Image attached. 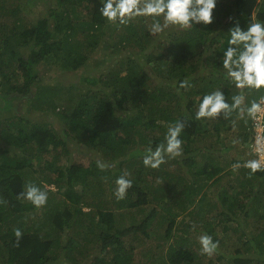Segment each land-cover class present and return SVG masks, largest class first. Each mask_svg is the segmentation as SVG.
Instances as JSON below:
<instances>
[{
  "label": "trees",
  "instance_id": "1",
  "mask_svg": "<svg viewBox=\"0 0 264 264\" xmlns=\"http://www.w3.org/2000/svg\"><path fill=\"white\" fill-rule=\"evenodd\" d=\"M8 1L0 0V264H264V171L233 170L257 158L256 122L194 119L198 94L236 93L218 76L221 40L235 21L264 20V0H219L212 24L173 30L172 43L156 42L147 21L107 25L100 0ZM38 1L47 12L25 18ZM96 48L115 65L98 78L85 69L87 90L60 79L57 89L35 71L51 62L77 72ZM184 79L193 88L178 91ZM178 119L187 121L182 156L145 168V149ZM125 173L133 188L117 200ZM29 182L54 186L45 206L18 199ZM204 233L219 241L211 256L201 251Z\"/></svg>",
  "mask_w": 264,
  "mask_h": 264
},
{
  "label": "clouds",
  "instance_id": "2",
  "mask_svg": "<svg viewBox=\"0 0 264 264\" xmlns=\"http://www.w3.org/2000/svg\"><path fill=\"white\" fill-rule=\"evenodd\" d=\"M219 0H100L98 8L101 19L107 25L126 27L138 21H151L150 35H164L171 30L197 29L200 25H210L214 22V10ZM221 40L222 56L219 57L218 76L227 85L237 90L232 96L226 95L224 87L198 94L194 119L197 121L217 119L220 116L229 118L233 113L240 119L256 122L258 133L264 131V20L254 13L245 27L239 21L225 33ZM226 41V42H225ZM216 53L214 54V58ZM207 75V73H205ZM193 88L189 79L177 82V90L188 91ZM256 92V99L249 100V94ZM187 121L178 119L170 123L163 140L156 145H149L143 155L142 164L145 168L159 169L167 160L181 157L184 140L182 134ZM255 159H248L243 164L233 165L236 171L241 167L249 170V176L264 171V136L257 135L255 139ZM97 166L104 170L110 165L99 163ZM114 167L115 165H111ZM114 196L124 200L133 180L125 173L115 179ZM35 182H29L18 195V199L26 200L35 208H41L48 202V191ZM19 239L22 233L15 230ZM202 254L211 256L216 253L219 241L207 233L199 236Z\"/></svg>",
  "mask_w": 264,
  "mask_h": 264
},
{
  "label": "rangeland",
  "instance_id": "3",
  "mask_svg": "<svg viewBox=\"0 0 264 264\" xmlns=\"http://www.w3.org/2000/svg\"><path fill=\"white\" fill-rule=\"evenodd\" d=\"M18 1L20 2V6H21V4L25 5L27 3V0H9L7 3V6L9 7L12 3H18ZM25 8L27 9L26 11H28V15H26V17L25 16L24 17L29 19V20L37 19L39 16L44 15L48 10L47 4L45 2H42V1H38V4H36L33 8H31L29 6H25ZM150 25H151V21L148 20L147 21L148 31H149ZM171 31H173V30H171ZM171 31H168L167 34L160 35V36L152 35L154 37V38L153 37L152 38L155 39L156 42H160V43H163L164 41H166L170 38V41L172 43V38H174V36L171 35ZM154 45L156 47L157 44H154ZM85 46H87V45H85ZM0 51H2V50L0 49ZM85 52H87V51H85ZM23 53L25 55H27V53H25V50ZM109 53H110L109 51L108 52H104V51L101 52V51L97 50V48L95 50H92V51L90 50V53H88L90 55L88 57V61L86 62V66L81 68L77 72L73 71L71 73H61V69L59 68V65H56V64L51 63V62H50V64H47V63L41 64L40 66L35 68V71L39 74V76L41 78H43L44 80H47L50 85L52 83H54L56 85V82H58V79H60L63 82H65L66 84L69 83V81L70 82L74 81V82L80 83L87 90L88 85L86 83L81 82L82 76H84V77L88 76L87 74L84 73V70L86 69L87 70L86 72H88L91 75L92 74L95 75L97 78L100 77V75L102 77V75L107 73L109 70L112 71L114 69L112 66L115 64H113L112 62L109 61V59H110L108 56ZM156 67H158V64H156L154 66V68H153L152 64L149 67H145V68L149 74H152V76L157 78L158 71H155ZM0 79H3L2 76H0ZM56 86H57V89L63 90V87L61 85H56ZM68 91H67V93L63 92L61 94V97H60L61 100H62V98L64 100L67 98V96L70 94V92H68ZM61 100H59V102ZM22 102H26V100L23 99ZM0 103H1V99H0ZM21 107H22L21 105H18V109L21 110L22 109ZM63 108H66V107L63 106ZM232 154H234V152ZM236 155L238 156V154H236ZM229 158H231V157L229 156ZM85 210L89 211L88 208H85ZM135 258L138 259L137 254H136Z\"/></svg>",
  "mask_w": 264,
  "mask_h": 264
},
{
  "label": "built area",
  "instance_id": "4",
  "mask_svg": "<svg viewBox=\"0 0 264 264\" xmlns=\"http://www.w3.org/2000/svg\"><path fill=\"white\" fill-rule=\"evenodd\" d=\"M260 124H261V127L264 128V126H263V124H262V121L260 122ZM256 132H257V135L259 134V135L264 136V131H260V132L258 133V131H257V127H256ZM253 148L255 149V144L253 145Z\"/></svg>",
  "mask_w": 264,
  "mask_h": 264
}]
</instances>
